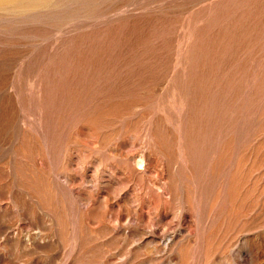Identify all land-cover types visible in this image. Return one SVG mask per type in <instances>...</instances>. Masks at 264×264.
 <instances>
[{
	"label": "rangeland",
	"instance_id": "rangeland-1",
	"mask_svg": "<svg viewBox=\"0 0 264 264\" xmlns=\"http://www.w3.org/2000/svg\"><path fill=\"white\" fill-rule=\"evenodd\" d=\"M0 264H264V0H0Z\"/></svg>",
	"mask_w": 264,
	"mask_h": 264
}]
</instances>
